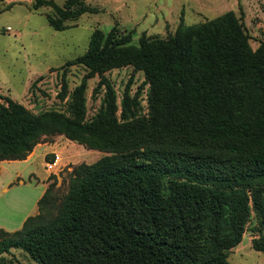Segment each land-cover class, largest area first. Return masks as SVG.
Listing matches in <instances>:
<instances>
[{"label":"trees","instance_id":"trees-1","mask_svg":"<svg viewBox=\"0 0 264 264\" xmlns=\"http://www.w3.org/2000/svg\"><path fill=\"white\" fill-rule=\"evenodd\" d=\"M47 3L54 29L96 10L33 0ZM71 62L98 75L94 113L84 117V77L67 95V114L32 113L0 94V160L23 158L53 134L106 153L74 164L61 196L49 181L18 228L0 227V264H14L10 248L38 264H228L251 211L250 244L264 252V39L252 49L226 10L135 43L117 26L94 28ZM122 65L143 73L145 113L126 89L116 103L104 72Z\"/></svg>","mask_w":264,"mask_h":264},{"label":"rangeland","instance_id":"rangeland-1","mask_svg":"<svg viewBox=\"0 0 264 264\" xmlns=\"http://www.w3.org/2000/svg\"><path fill=\"white\" fill-rule=\"evenodd\" d=\"M51 1L61 5L64 0ZM82 1L94 6L96 10L82 12L64 20L66 26L62 29H54L47 23L46 14L55 15L54 8L49 3L34 6L33 0L0 1L2 96L20 102L32 113L55 109L67 114V95L84 77V117L89 118L102 97L101 88L93 90L98 75L85 76L87 68L71 61L85 50L89 34L94 28L107 31L110 27L117 26L121 31L129 32L131 41L135 43L141 33L164 37L173 33L179 22H201L232 10L241 19L252 49L264 39V0ZM104 75L115 91L116 103L119 104L121 92L126 89L129 95L136 94L138 112H146L147 85L141 70H136L131 65H122L106 70ZM116 113H119V105ZM39 142H48L54 149L44 154L45 160L51 161L54 151L58 153L59 159L54 166L47 167L46 161L41 165L42 156H36L32 163L21 169L18 178L9 169L0 172L2 224H10L24 212L32 214L36 211V199L42 186L40 177L45 173L44 168L48 172L44 180L46 183L53 181V190L57 196H61L67 186L66 172L74 164L92 162L106 153L86 148L62 134L44 136ZM12 165L20 166L23 163ZM27 169L32 170L36 176L27 175ZM257 235V220L251 211L240 241L227 252L228 264H264V252L253 249L250 244L251 239ZM4 255L10 257L14 264H38L19 248H10V252Z\"/></svg>","mask_w":264,"mask_h":264},{"label":"crops","instance_id":"crops-1","mask_svg":"<svg viewBox=\"0 0 264 264\" xmlns=\"http://www.w3.org/2000/svg\"><path fill=\"white\" fill-rule=\"evenodd\" d=\"M53 149L52 145L49 144L48 142H37L36 144H34V146L32 147V149L25 155V157L20 158V159H2L0 160V172L1 171H7L8 169L13 171V174L16 175V178L20 177V171L22 168L26 167L28 165V163H32L33 158L36 156H42V161H41V165H43V163L46 161V163L48 162L47 160L44 159V154L47 152H51ZM55 152V151H54ZM23 163V165L20 166H16V165H12L13 163ZM7 167V168H6ZM45 173L40 177V181H41V188L39 189L38 192V197L41 195V193L43 192L45 186H46V181L44 180L47 175L48 172L46 171V169L44 168ZM27 175H33V171L27 169ZM39 179V178H38ZM20 181V180H18ZM6 188V187H5ZM37 200V199H36ZM27 212H24L23 214L19 215L16 219H14L13 221H9L10 224H2L0 223V227L6 230H13L16 229L18 227V225L21 224V222L23 221V219L27 216Z\"/></svg>","mask_w":264,"mask_h":264},{"label":"built area","instance_id":"built-area-1","mask_svg":"<svg viewBox=\"0 0 264 264\" xmlns=\"http://www.w3.org/2000/svg\"><path fill=\"white\" fill-rule=\"evenodd\" d=\"M57 158L59 159V155H58L57 152H56V153L54 152L51 161H48V162L46 163V166H47V167H50L51 164H54V163L56 162ZM53 166H54V165H53Z\"/></svg>","mask_w":264,"mask_h":264},{"label":"bare ground","instance_id":"bare-ground-1","mask_svg":"<svg viewBox=\"0 0 264 264\" xmlns=\"http://www.w3.org/2000/svg\"><path fill=\"white\" fill-rule=\"evenodd\" d=\"M57 161H58V158H57L56 162H57ZM56 162H55L54 164H51V165H50V167H51V166H53V165H55V164H56Z\"/></svg>","mask_w":264,"mask_h":264}]
</instances>
